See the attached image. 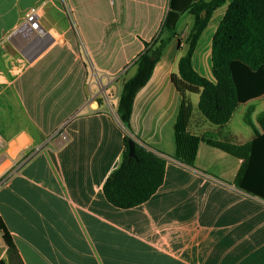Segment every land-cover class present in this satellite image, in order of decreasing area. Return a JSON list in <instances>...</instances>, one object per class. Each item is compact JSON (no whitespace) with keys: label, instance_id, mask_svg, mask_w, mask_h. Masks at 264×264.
I'll return each mask as SVG.
<instances>
[{"label":"crops","instance_id":"crops-1","mask_svg":"<svg viewBox=\"0 0 264 264\" xmlns=\"http://www.w3.org/2000/svg\"><path fill=\"white\" fill-rule=\"evenodd\" d=\"M93 1L0 0V134L10 156L34 152L0 190V220L21 261L264 264V201L235 187L240 159L205 142L234 137L245 145L264 132L249 136V123L233 125L239 107L226 125L213 126L197 110L199 96L190 95L188 132L204 142L193 169L173 159L180 97L170 77L178 74L193 22L185 32L176 31L133 102L130 135L166 160L163 183L132 209H117L105 199L103 184L123 152L124 129L116 114L121 86L134 75L143 42L158 35L168 0H127L134 12H156L154 24L133 36L110 35L113 54H106L105 38L83 23L85 8L97 9ZM230 2L214 12L192 57L193 69L210 81L212 74L198 69L209 49L211 57L212 38ZM35 7L41 9L43 35L27 49L12 36ZM5 250L0 234V260Z\"/></svg>","mask_w":264,"mask_h":264},{"label":"trees","instance_id":"trees-1","mask_svg":"<svg viewBox=\"0 0 264 264\" xmlns=\"http://www.w3.org/2000/svg\"><path fill=\"white\" fill-rule=\"evenodd\" d=\"M226 0H168V11L158 35L134 61V75L121 86L116 114L124 129L123 152L118 167L105 180L102 191L107 202L121 210L147 202L161 187L166 160L143 147L130 135L133 102L148 83L164 49L176 37L179 17H193V25L185 41L186 52L178 62V74L170 77L180 97L173 127L175 152L173 159L194 168L198 146L203 138L190 135L189 122L193 107L190 95H198L197 110L213 126L226 125L236 108L264 96V0H232L218 24L211 42V74L213 81L200 76L192 66V57L201 34L214 12ZM134 146V157H128V142ZM232 157L242 160L234 180L241 192L264 201V134L245 145L234 137L224 141H205ZM1 239L6 247L0 264H23L12 237L0 220Z\"/></svg>","mask_w":264,"mask_h":264},{"label":"rangeland","instance_id":"rangeland-1","mask_svg":"<svg viewBox=\"0 0 264 264\" xmlns=\"http://www.w3.org/2000/svg\"><path fill=\"white\" fill-rule=\"evenodd\" d=\"M230 1L231 0H226V2ZM93 3L97 9L91 10L92 8L90 7V9L89 6L87 10L85 8L84 11L87 12V17L83 20V23L93 26L96 31L99 32L100 36L105 38L104 47L106 49V54H113V50L116 48L114 43L111 42L114 38L110 37V35H115L116 38L119 37L120 34H122L123 37L133 36L136 32H147L154 24L156 12L151 11L150 9H146L145 11L147 12H134L136 7L127 0H94ZM60 8L66 14L68 13L67 9L62 6ZM220 15L221 10L218 14H215L212 24L218 21ZM68 20L70 21L69 17ZM192 22L193 18L190 15H181L177 22L176 31L179 33L185 32L186 29L192 25ZM202 43L201 47L204 45ZM198 70L201 74H206L211 77L210 49L208 57L206 56L204 58V61ZM121 79L116 80V85L119 86L121 84ZM238 107L239 109L234 116L233 125L240 128L249 123L252 128V130L249 131V136H255L256 134L264 132V112L261 115L263 118L262 121L258 118L259 112H261L263 110L262 107H264V96L258 100L251 101L248 104L240 105Z\"/></svg>","mask_w":264,"mask_h":264},{"label":"built area","instance_id":"built-area-1","mask_svg":"<svg viewBox=\"0 0 264 264\" xmlns=\"http://www.w3.org/2000/svg\"><path fill=\"white\" fill-rule=\"evenodd\" d=\"M40 10V7L29 10L13 32L12 37L21 40L27 49L31 47L35 40L43 35L40 24L42 18ZM62 139L65 140L66 137L62 135ZM8 149L9 142L0 134V190L18 174V171L26 165L34 155V152L29 151L27 153H19L13 157L8 154ZM240 162L242 161L240 160Z\"/></svg>","mask_w":264,"mask_h":264},{"label":"water","instance_id":"water-1","mask_svg":"<svg viewBox=\"0 0 264 264\" xmlns=\"http://www.w3.org/2000/svg\"><path fill=\"white\" fill-rule=\"evenodd\" d=\"M133 152H134L133 142L130 141V142H128V157L129 158L134 157V153Z\"/></svg>","mask_w":264,"mask_h":264}]
</instances>
